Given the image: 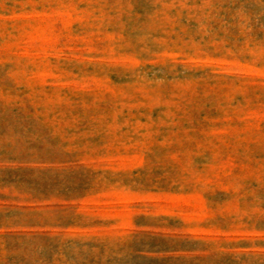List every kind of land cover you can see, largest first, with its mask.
Wrapping results in <instances>:
<instances>
[{
    "label": "rangeland",
    "instance_id": "obj_1",
    "mask_svg": "<svg viewBox=\"0 0 264 264\" xmlns=\"http://www.w3.org/2000/svg\"><path fill=\"white\" fill-rule=\"evenodd\" d=\"M195 259L264 264V0H0V264Z\"/></svg>",
    "mask_w": 264,
    "mask_h": 264
},
{
    "label": "trees",
    "instance_id": "obj_2",
    "mask_svg": "<svg viewBox=\"0 0 264 264\" xmlns=\"http://www.w3.org/2000/svg\"><path fill=\"white\" fill-rule=\"evenodd\" d=\"M175 251L176 250H163L162 248H160L158 246H153L152 248H148V249H145V250H136V254L137 255H141L143 253H147V254H161V253L175 252ZM145 258H147V257H145ZM152 260H157V259H152ZM168 260H170V259H168ZM200 260H202V259H195L193 262H198L197 264H201ZM163 262H167V261H163ZM154 264H169V263H158V262H156ZM172 264H175V263H172Z\"/></svg>",
    "mask_w": 264,
    "mask_h": 264
}]
</instances>
